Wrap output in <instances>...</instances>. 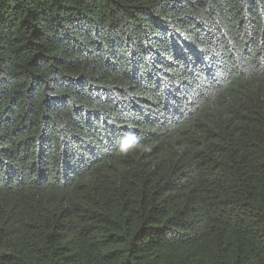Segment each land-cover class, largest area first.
I'll return each mask as SVG.
<instances>
[{
  "label": "trees",
  "instance_id": "1",
  "mask_svg": "<svg viewBox=\"0 0 264 264\" xmlns=\"http://www.w3.org/2000/svg\"><path fill=\"white\" fill-rule=\"evenodd\" d=\"M0 264H264V0H0Z\"/></svg>",
  "mask_w": 264,
  "mask_h": 264
}]
</instances>
